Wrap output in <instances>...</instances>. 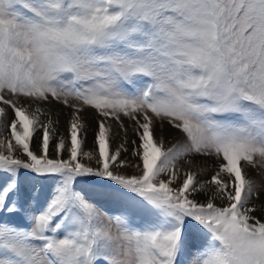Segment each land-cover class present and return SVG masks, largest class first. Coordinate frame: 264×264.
I'll return each instance as SVG.
<instances>
[{
	"label": "snow or ice",
	"instance_id": "obj_1",
	"mask_svg": "<svg viewBox=\"0 0 264 264\" xmlns=\"http://www.w3.org/2000/svg\"><path fill=\"white\" fill-rule=\"evenodd\" d=\"M0 264H264V0H0Z\"/></svg>",
	"mask_w": 264,
	"mask_h": 264
},
{
	"label": "rangeland",
	"instance_id": "obj_2",
	"mask_svg": "<svg viewBox=\"0 0 264 264\" xmlns=\"http://www.w3.org/2000/svg\"><path fill=\"white\" fill-rule=\"evenodd\" d=\"M91 140H92V137H91V134H89L88 144L86 146V150H88L89 148H91ZM114 147H115V145H114Z\"/></svg>",
	"mask_w": 264,
	"mask_h": 264
}]
</instances>
